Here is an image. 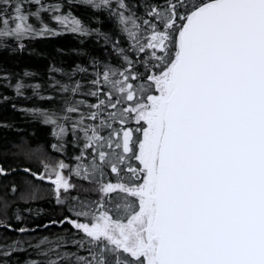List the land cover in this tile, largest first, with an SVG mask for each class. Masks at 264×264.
<instances>
[{
  "label": "snow or ice",
  "instance_id": "obj_1",
  "mask_svg": "<svg viewBox=\"0 0 264 264\" xmlns=\"http://www.w3.org/2000/svg\"><path fill=\"white\" fill-rule=\"evenodd\" d=\"M63 33L83 62L51 64L43 83L0 69L15 97L48 102L10 106L54 138L2 146L34 167L0 163V177L26 173L0 186V227L21 234L0 264H264V0H0V50ZM15 97L0 91V108ZM33 180L66 210L16 227L8 209L40 198Z\"/></svg>",
  "mask_w": 264,
  "mask_h": 264
},
{
  "label": "trees",
  "instance_id": "obj_2",
  "mask_svg": "<svg viewBox=\"0 0 264 264\" xmlns=\"http://www.w3.org/2000/svg\"><path fill=\"white\" fill-rule=\"evenodd\" d=\"M74 10L78 15L83 14V18L86 20L88 19L86 12L93 11L90 9L86 10L83 5L77 6ZM45 18L47 19V14H45ZM32 22L35 23L34 18ZM93 26L97 25L93 23ZM102 28L105 31L109 30L111 28V23L106 20L102 25ZM26 43L28 45V49L23 52L9 54L8 50H0V69H6L10 72L22 75L24 69L27 68L31 72L35 73L33 77L25 78L26 82L40 81L43 83L47 81L48 68L53 63H55L57 67L68 70L77 62H83L85 59L79 54L70 51L72 48L82 47L79 40L71 33H63L54 37L36 38L34 40H28ZM84 46L97 56H101L103 54L102 47L95 42L94 38H90L86 41V45ZM29 49H31V51H29ZM60 49H64V51L61 52L59 51ZM53 74L57 75L58 79H62L60 74ZM12 82L15 83V77ZM0 91L10 97H15L14 89L4 87L2 84H0ZM25 91L27 95H31L32 90L30 88ZM11 103L28 107L33 106L35 103L41 107H47L49 106L48 102H41L35 97L31 100H27L22 97H15V100L9 101L7 105L0 108V121L12 124L11 128L0 127V163H3L6 167H19L24 164H27L29 167H34L33 164H29L21 156L12 155V153L16 151L15 148L10 147L8 149H4L2 146L7 144L8 141H18L21 137H25L32 143H36L37 140L44 141L45 147H47L49 143L54 142V138L49 135L50 128L48 126L43 125L39 121L32 120L29 115L23 112L13 110L10 106ZM70 138L71 137H69V139ZM71 148L72 146L69 145V151L64 154L67 156V162L70 165L74 163L72 157L75 155V153L71 151ZM25 175L26 173L18 171L13 175L0 177V186H10L11 182H16L21 186V188H23V177H25ZM29 179L32 178L29 177ZM72 179H75L74 183L84 184V187H88L84 181L78 179L77 177L73 176ZM33 183L38 186L40 190V198L29 202L16 200L15 203L8 209V218L16 227L22 226L24 223H27L29 227H34L36 224H44L47 222L49 217L56 219L66 210L55 206L54 200L45 191L49 187L47 183H41L38 180H33ZM3 194V189L0 187V196H3ZM8 199L13 200L15 198L8 197ZM17 207H19V214L22 217V220L20 221L15 220V209ZM29 208L32 209L31 212L27 211ZM39 209H43V211H38ZM0 218H3L2 213H0ZM66 227V225L61 226L59 224L49 225L47 229H37V232L41 235L59 234L64 232ZM35 234L36 233H29V235ZM18 236H21V234L17 231L0 227V243H7L8 240L15 239ZM15 256H19L21 259H24L27 258L28 253L17 252ZM32 258L37 257L33 255Z\"/></svg>",
  "mask_w": 264,
  "mask_h": 264
},
{
  "label": "rangeland",
  "instance_id": "obj_3",
  "mask_svg": "<svg viewBox=\"0 0 264 264\" xmlns=\"http://www.w3.org/2000/svg\"><path fill=\"white\" fill-rule=\"evenodd\" d=\"M75 177V176H74ZM73 180V182H75V179H72Z\"/></svg>",
  "mask_w": 264,
  "mask_h": 264
}]
</instances>
